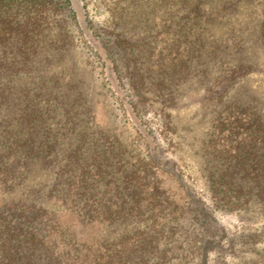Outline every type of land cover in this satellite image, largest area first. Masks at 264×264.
<instances>
[{
    "label": "trees",
    "instance_id": "1",
    "mask_svg": "<svg viewBox=\"0 0 264 264\" xmlns=\"http://www.w3.org/2000/svg\"><path fill=\"white\" fill-rule=\"evenodd\" d=\"M147 1L99 0L109 16L98 26L89 18L87 0H81L92 49L111 67L120 83L121 71L130 69L136 90L127 102L137 116L154 101L148 84L159 81L138 63L141 46L125 36L124 23L129 11L136 19L151 13L147 5L140 8ZM153 1L167 13L174 8L168 17L171 13L174 16L164 28L179 42L184 38L182 50L187 57L172 64V73L177 70L187 76L198 65L190 64L191 47L206 51V42V56L214 62L219 48L215 43L218 27L231 22L228 30H234L237 13L251 11L264 0ZM65 18L78 26L71 0H0V264H211V254L222 248L224 236L213 238L204 227L214 222L204 203L189 198L193 206L188 205L186 212L178 210L173 200L159 193L157 182L149 184L147 167L138 173L137 169L127 173L121 165L120 172L125 173L120 180L107 169L108 164L97 165L95 157L86 162L84 142L67 154L65 163L55 162L57 141L46 123L50 94L41 92L42 88L31 94L25 86L17 97L15 84L41 63L39 54L47 46L58 50L64 60L72 44L67 34L51 41L45 34L53 32ZM214 26L218 27L213 29ZM260 32L264 40V30ZM232 41L235 47L233 38ZM229 42L220 50L224 57L227 48L232 50ZM227 59L221 58L220 63L229 65ZM231 65L228 71L237 70V80L254 71V64L245 61ZM232 86L230 82L216 88L206 105L218 106L208 143L213 145L217 138L220 152L230 158L227 166L208 172L209 187L215 204L243 213L257 208L264 217V117L252 101L238 96L237 101L228 99ZM84 98L80 93L78 100ZM162 102L176 105L171 94ZM84 110L89 111V105L85 104ZM149 162L155 170L165 173L153 158ZM50 173L54 174L53 181L37 180L42 175L49 178ZM175 174L181 185L179 171L175 170ZM107 175L111 176L106 179ZM35 179L36 183H29ZM187 215L190 231L185 228ZM116 223H133V228L129 232L124 227L111 237L107 227ZM95 226L100 232L93 230ZM175 240L180 244L173 247ZM172 258L178 261L174 263Z\"/></svg>",
    "mask_w": 264,
    "mask_h": 264
},
{
    "label": "rangeland",
    "instance_id": "2",
    "mask_svg": "<svg viewBox=\"0 0 264 264\" xmlns=\"http://www.w3.org/2000/svg\"><path fill=\"white\" fill-rule=\"evenodd\" d=\"M71 3L78 26L70 18H65L57 23L53 32L45 34V38L50 41L67 34L72 44L67 47L64 60L59 57L58 50L47 46L39 54L41 63H37L34 69L32 67L33 70L26 73L25 78H19L15 84L17 97L22 94L20 88L25 86L31 90V94L41 91L39 88H42L41 92L50 94H45L51 98L46 123L57 141L58 155L55 162L65 163L67 154L84 142L86 151L83 155L86 156V162H89L88 158L95 157L97 165L108 164L107 169L120 180L125 173L120 172L121 165H124L127 173L136 169L138 173L147 167L149 184L157 182L159 193L173 200L178 210L186 212L188 205L193 206L189 198L199 200L208 208L214 222L212 220L204 227H207L213 238L224 236L222 248L218 247L211 254V264H264V217L259 214L260 211L256 208L253 212L243 213L214 203L208 172L227 166L230 158L225 152H220L221 146L217 138L216 143L212 142L213 145L208 143L212 119L218 106H206L216 88H223L232 82L228 99L237 101L240 97L241 100L252 101L264 117V40L260 32L264 30L261 25L264 22V1L251 11L243 9L237 13V28L234 27V30H228L233 25L231 22L222 27L217 26L215 43L219 48L214 62L209 61L206 56V42V51L192 50L191 47L188 54L190 64L193 66L196 62L198 65L187 76L177 70L172 73V64L187 57L182 50L184 38L181 37L179 42L175 35L166 33L164 28L174 16L171 13L168 17L174 8H170L167 13L164 7L148 0L141 3L140 8H146L147 5V10L151 9V13H145L136 19L129 11L124 23L125 36L137 40V44L141 46L138 49V63L159 81L158 84L155 80L153 85L148 84L152 90L150 97L154 101L138 116L127 102L136 90L130 69L121 71L119 76L122 82L117 81L114 71L90 45L91 35L81 0H71ZM87 3L89 18L95 24L99 26L108 19V12L99 0H87ZM217 27L214 26L213 29ZM232 38L235 40V47H232ZM228 41L232 43V50L227 48L224 57L220 50ZM196 47L198 44L194 48ZM221 58H228L227 62L231 63H252L254 71L237 80V70L228 71L233 66L231 63L223 66ZM80 93L85 98L78 100ZM168 94L174 96L176 105L162 102ZM120 100L124 101L123 105ZM73 102L74 106L71 108ZM85 104L89 105L87 112L84 110ZM93 151L97 153L92 155ZM152 158L165 173L150 165L149 160ZM175 170L179 171L181 185L175 178ZM107 176L106 179L111 175ZM52 177L54 174L50 173L49 178L42 175L37 180L53 181ZM36 182V179L29 181L32 184ZM1 197L3 195L0 194ZM47 205L61 209L60 205L53 202H47ZM189 220L190 216L187 215L185 228L188 231L191 230V226H187ZM132 226L133 223H116L108 226L106 233L114 237L124 227L131 232ZM93 230L100 232L96 226ZM178 244V241L172 242L173 247ZM181 245L184 246V243ZM179 252L182 253V249ZM172 260L174 263L178 261Z\"/></svg>",
    "mask_w": 264,
    "mask_h": 264
}]
</instances>
